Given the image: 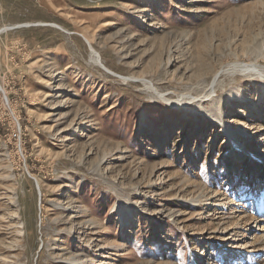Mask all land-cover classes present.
Segmentation results:
<instances>
[{
	"label": "rangeland",
	"instance_id": "1",
	"mask_svg": "<svg viewBox=\"0 0 264 264\" xmlns=\"http://www.w3.org/2000/svg\"><path fill=\"white\" fill-rule=\"evenodd\" d=\"M6 26L0 264H264L250 198L264 181V77L225 73L232 51L264 71L248 53L264 46V0H0ZM83 35L108 68L175 100L221 73L219 94L245 96L224 116L263 161L236 158L205 113L93 63Z\"/></svg>",
	"mask_w": 264,
	"mask_h": 264
},
{
	"label": "bare ground",
	"instance_id": "2",
	"mask_svg": "<svg viewBox=\"0 0 264 264\" xmlns=\"http://www.w3.org/2000/svg\"><path fill=\"white\" fill-rule=\"evenodd\" d=\"M31 24V23H30ZM24 25V24H23ZM29 25V24H25ZM14 26H6L5 28L0 29L1 31L4 30H9L13 29ZM84 39L86 43L90 47V54H91V60L93 63L99 65L102 67L105 71H107L111 75H115L118 78H120L123 81H130L132 80L133 82H139L144 86V91L147 92L149 95H151V98L153 99H158L161 101H164L167 104H172V105H178L183 104L188 110H195L196 112H202L205 113L208 118L212 119L215 123H219V125L222 128V131L228 138V142L231 148V152L236 158H239L240 156L243 157H248L249 159L251 158L252 160L255 159L257 162H262L263 157L260 154L251 152L242 141L238 140L237 137V131L231 126L230 122L226 117L224 116V106L229 105L231 103V98L232 97H237L240 99H245V96L242 94L241 90H230V91H225L219 94V91L224 89V84L225 82L221 80V73H217L213 77V81L210 84L209 90L207 93L202 96V97H187L186 95L184 97H181L179 100L172 99L169 96V93L160 89L157 85L154 84V82L148 78H146L143 75H130V76H125V75H120L116 73L115 71L111 70L108 68L103 60L102 54L95 49L89 38L84 36ZM237 59L238 61L234 62L231 64V66L226 69L225 73L230 74L233 76L234 74L239 71L240 73H245L247 75H253V73H250L251 71H256L254 75H258L259 77H264V71L260 69L259 65L256 63H251V64H243L239 61L240 57L239 55L235 52H231ZM248 53H252L253 55L260 56L264 58V46L262 47H253L249 48ZM168 64V62H167ZM238 69V70H237ZM224 70H222L223 72ZM221 72V71H220ZM263 88H264V83H263ZM264 92V91H263ZM180 96V95H179ZM189 96V95H188ZM208 100L209 106H206L204 104L205 100ZM192 106V107H191ZM246 133V131H244ZM242 133V131H241ZM106 157V156H105ZM256 164V163H254ZM95 171H100V166L99 163L94 166ZM100 174V173H99ZM264 178V177H263ZM35 180V185L38 189L39 192H41V184L37 178H34ZM257 187L259 188L257 191L253 192L250 191V198L253 199L251 203V208L252 211L257 212L262 214L264 216V181L260 184H257ZM205 196V195H203ZM201 195L195 197L192 199L193 202L200 203ZM235 200V199H234ZM237 200V199H236ZM125 220H128V218L124 215L120 216V222L121 225L124 226ZM264 221V217L262 219ZM70 262L74 264H83L81 261H79V257L73 256L68 259Z\"/></svg>",
	"mask_w": 264,
	"mask_h": 264
}]
</instances>
